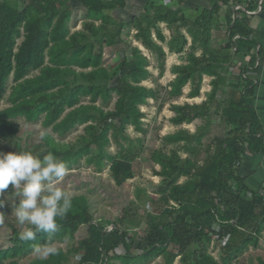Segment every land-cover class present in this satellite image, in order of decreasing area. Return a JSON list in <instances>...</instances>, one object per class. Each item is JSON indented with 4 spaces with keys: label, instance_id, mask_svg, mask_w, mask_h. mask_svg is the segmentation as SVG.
Listing matches in <instances>:
<instances>
[{
    "label": "trees",
    "instance_id": "16d2710c",
    "mask_svg": "<svg viewBox=\"0 0 264 264\" xmlns=\"http://www.w3.org/2000/svg\"><path fill=\"white\" fill-rule=\"evenodd\" d=\"M157 1L145 0L134 11L129 0H0V102L8 89L10 102L0 109V140L19 131L18 116L29 122L40 120L59 136L85 124L84 133L74 142L56 141L44 132L46 149L34 153L41 159L54 154L70 169L85 157L97 172L107 167L117 186L133 176L132 163L143 154V146L142 139L132 138L128 128L146 132L140 106L159 99L160 91L143 84L152 76L150 61L134 44L121 51L117 61L105 64L104 48L123 43L126 27L136 30L134 39L154 56L159 76L167 58L161 43L169 52L185 53L184 63L171 66L176 76L166 90L169 98L179 97L187 83L191 86L188 96L196 97L203 75L213 77L205 101L170 105L174 125L196 119L203 122L193 132L179 128L163 136L164 146H171L169 151L163 147L150 151V161L160 166L154 170L161 177L153 189L157 200L142 189L137 196L159 210L146 211L144 236L136 239L128 228H121L126 222L123 218L111 229L101 226L90 212L87 195L78 194L73 195L67 214L57 219L55 232H39L35 239L22 241L19 234L30 225L24 229L10 224L9 245L0 249V264H21L20 258L35 248L72 241L84 225L87 235L77 244L66 249L58 246L55 253L34 258L30 264H148L160 256L161 264H173L177 257L180 264H245L240 256L260 245L264 178L256 187L249 183V176L240 173L239 166L246 154L264 152L263 127L253 101L257 61L264 50L249 15L234 10L242 0H206L207 5L191 9L193 15L187 13L189 0H179L174 8ZM219 2L227 7L224 48L237 47L234 56L212 46V30L221 24ZM256 6L248 5V9ZM75 10L82 26L72 30ZM160 23L170 31L168 39ZM183 30L191 37L188 48ZM198 48L201 51L196 55ZM234 57L243 66L232 75L228 68ZM227 85L231 92L223 88ZM219 92L228 97L217 98ZM219 111L226 135L210 140L200 153L202 159L197 160L195 155ZM111 142L119 147L115 154L108 150ZM180 151L186 155L182 157ZM5 192L16 196L11 184ZM3 198V207L15 208L17 201L11 204ZM217 243L219 259L209 250ZM76 254L78 260L72 263ZM256 264H264V259L258 257Z\"/></svg>",
    "mask_w": 264,
    "mask_h": 264
},
{
    "label": "rangeland",
    "instance_id": "374dc122",
    "mask_svg": "<svg viewBox=\"0 0 264 264\" xmlns=\"http://www.w3.org/2000/svg\"><path fill=\"white\" fill-rule=\"evenodd\" d=\"M11 3H14V0H8ZM154 1V0H153ZM157 1V0H155ZM157 2H162L158 0ZM174 8V7H173ZM187 13L193 14L194 12L191 9L187 10ZM223 12L221 11V16L223 17ZM255 14L252 16L251 22L253 24L259 23V29L261 30V36H258V40L261 41V44L264 46V12H261L259 15ZM258 15V16H257ZM76 16V22L75 17ZM74 16L72 23L75 22V25L71 27L72 30L80 29L81 16L77 11H74ZM163 31L168 35L169 31L166 28L164 23H160ZM263 28V29H262ZM124 37L125 41L116 46L104 48V59L105 64H112L118 60L120 57L121 51L127 50L129 44L136 43L132 40L134 31L126 27L124 28ZM214 36L220 42L226 40V26H222L218 30H214ZM218 41V42H219ZM131 42V43H129ZM145 55L149 58L152 76L147 80L143 81V84L149 87H157L160 91V98L157 100L149 99L146 105L140 106L141 110L145 113L144 118V127L146 128L145 133H139L135 131L131 126L128 128V133L132 138L140 137L142 139L143 154L136 158L133 161V176L126 180L124 184L117 186L114 184V181L110 175L108 168H104L101 172H97L92 165H88L85 162V157H81L79 163L74 164L70 167L68 175L64 178L63 183L60 185L66 191L73 193V195L85 194L89 198L90 202V212L96 219H99V224L103 227H113V223H118L119 218H123L126 222L124 225H121V228H128V231L131 236L136 239L145 235L147 230V225L145 222L146 211H157L155 205H153L149 200L147 201L144 198H139L137 196L138 189L145 190L153 200H157V195L154 194V188L161 180V177L155 174L154 170H159V164L153 165L149 159L150 151L154 148H164L167 152L171 146H164L163 136L169 133H173L179 128H187L190 132H193L196 129V126L200 125L203 121L197 119L189 124L174 125L171 122V117L174 116V112L171 110L170 105L173 103L183 104V103H200L207 98L208 87L203 84L201 88V95L198 98H187L185 96L169 98L167 91L170 89L169 82L174 78L173 74L168 73L169 67L172 65L178 64L181 60L174 55L168 56L166 58V74L164 76H159V69H157V62L155 61L154 56H152L146 49ZM260 68L264 69V56L260 58ZM263 66V69H262ZM153 68V69H152ZM237 71V70H236ZM36 71L32 72L29 76H32ZM12 83L9 80L8 84ZM207 83V82H205ZM264 84V82H263ZM262 85V80H260L257 88L256 94L259 92ZM227 92H231L232 88L230 86L223 87ZM167 90V91H166ZM189 86L185 87V91L189 92ZM9 89L4 95V98L0 102V109H3L10 105L8 99ZM188 96V95H187ZM228 94H221L220 92L217 95V98L223 99L227 98ZM264 107L263 112L259 110V115L262 118V126L264 127ZM221 111L215 116V121L210 125L206 137L203 139V145L201 146L198 153H196L195 158L201 160L200 153L205 149L210 140L214 137H224L226 135V127L223 123H220L219 116ZM16 121L19 123V131L7 138L0 140V152H18V151H31L32 153L40 152L45 150L46 146L44 145L41 135L46 132L55 138L56 141L60 142H74L78 136L84 133V125L79 124L76 128L72 129L64 136H59L54 132L51 126L44 127L41 124V121L29 122L24 119L23 116L16 117ZM212 147V145H211ZM119 147L114 142H111L108 146L109 152L115 154L118 151ZM180 155L183 157L186 154L183 151H180ZM246 156H252L251 164L253 170L247 174L248 181L254 186H258L257 183L261 182L264 178V152L258 154H247ZM40 158V157H39ZM244 158V157H243ZM248 157H245V161ZM255 162V163H254ZM245 167L241 166V173H244ZM246 175V174H244ZM5 198L14 204L17 201V197L13 196L9 192H4ZM161 205L160 203H158ZM15 207V206H14ZM15 224L17 227L21 225L17 222L15 211L12 206L0 208V249H4L9 245L8 239L11 233L10 224ZM27 224V223H26ZM23 228L25 229V225ZM87 235L86 225L81 226L79 231L76 233L72 241H55L52 245L42 246L40 248H35L27 256L20 258L21 264H30L31 260L37 257H47L44 256L43 249L51 246L57 248L58 246L67 248L70 244H77V242ZM218 244H214L209 248L211 254L217 259H219V247ZM36 249H41V251H36ZM120 251L121 248H119ZM134 250V249H133ZM261 257L264 259V232L260 241V245L257 248L250 247L240 256L239 260L245 264H249L251 261L256 264L257 258ZM78 254L72 256V263L77 262ZM163 262L162 256L155 258L148 264H161ZM141 264V263H140ZM173 264H180L179 258L177 257Z\"/></svg>",
    "mask_w": 264,
    "mask_h": 264
},
{
    "label": "clouds",
    "instance_id": "9594fccd",
    "mask_svg": "<svg viewBox=\"0 0 264 264\" xmlns=\"http://www.w3.org/2000/svg\"><path fill=\"white\" fill-rule=\"evenodd\" d=\"M68 172L69 166L51 153L41 159L31 151L0 152V208L6 204L4 192L11 184L17 196V222L30 225L20 232V240L29 241L39 232L56 231L57 219L72 207L73 193L60 186ZM55 251L51 246L43 249L44 256Z\"/></svg>",
    "mask_w": 264,
    "mask_h": 264
},
{
    "label": "crops",
    "instance_id": "0c3cea01",
    "mask_svg": "<svg viewBox=\"0 0 264 264\" xmlns=\"http://www.w3.org/2000/svg\"><path fill=\"white\" fill-rule=\"evenodd\" d=\"M144 1L145 0H129V8H133V10L135 11V9H141L142 8V6H143V3H144ZM188 1V0H187ZM162 3H164V4H168V5H172V7H177V6H179V0H162ZM189 5H188V7L190 8V9H195V8H197V10L199 9V7L201 6V5H207L208 4V2L206 1V0H189L188 2H187ZM255 3H257V0H242L241 1V3H240V5H242L243 7H246L247 9H248V5H253V4H255ZM219 4L221 5V11L223 12V10H224V12L226 11V9H227V7H226V5H224L222 2H219ZM263 6H264V2H263V4H262V8H263ZM250 10V9H249ZM221 11H220V17H219V21L221 22V24H220V26L217 28V29H215L216 28V26L214 27V29L212 30V46L213 47H216V48H222V50H223V52L224 53H231V55H233L234 56V54H235V52H236V50H237V47H234V48H236L234 51L232 50V47H231V51L230 50H228V48H224V46H225V44H226V41H227V35H226V40L224 41V42H220L218 39H217V37H215L214 36V34H213V32H214V30H218L221 26H222V24H225V26H226V29H227V22H226V20H225V13H223V17L221 16ZM252 11H256L255 13H253V14H250L249 15V19H248V21H249V23H250V26H251V28H253V30H254V33L257 35V36H261V30L259 29V23H261V21H258L257 22V24H253L252 22H251V20H252V16L253 15H255V14H258V13H260L261 14V12H264V10H260V11H258V5L256 6V9H253ZM259 14V15H260ZM193 15V14H192ZM195 15V14H194ZM245 15H247V14H245ZM241 16H243V15H241ZM258 16V15H257ZM234 17V16H233ZM165 24V23H164ZM263 29V28H262ZM131 30V32L132 31H134V34H135V32H136V30L134 29V28H131L130 29ZM169 31V30H168ZM184 32H185V30H183ZM164 32V31H163ZM169 34L167 35L165 32H164V34L166 35V38L168 39L169 38V35H170V31L168 32ZM133 34V35H134ZM153 34V36H154V32L152 33ZM185 34H186V36H187V39H188V45H187V48H188V46L191 44V37L190 36H188V34L185 32ZM155 37V36H154ZM132 40L134 41V43H136L137 44V46L142 50V52L143 51H146V49L143 47V45L139 42V41H137L136 39H134V37H132ZM219 41V42H218ZM233 41V40H232ZM157 42H159V41H157ZM159 43H161V42H159ZM162 44V46H163V48H164V50H165V52L167 53V57L168 56H170V54L171 55H174L175 57H177V58H179L180 60H181V62H179L178 64H181V63H184L185 62V59H184V57H182L185 53L183 52V53H174V52H169L168 51V48H167V46H166V44L165 43H161ZM259 45H261L262 46V48H263V50H264V46L261 44V41H259ZM186 48V49H187ZM200 51H201V49L200 48H198L197 49V51H196V55H199L200 54ZM144 54H145V52H143ZM233 53V54H232ZM262 56H264V53L261 55V57ZM261 57H259V60H260V58ZM245 60H246V57H245ZM258 60V64H257V66H258V78H257V84H256V86H255V89H254V94H253V101H254V106H255V108H256V112H257V115L259 116V119H260V121L262 122V118L260 117V115H259V110H261L262 112H263V107H264V84H263V82H264V69H263V66H262V69L263 70H261V68H260V61ZM243 66V62L241 61V60H239L237 57H234V59H233V62L230 64V66H229V73L230 74H232V75H235V74H237L238 72H239V70H240V68ZM167 67V66H166ZM166 67H165V71H164V73L161 75V76H164L165 74H166ZM153 69V68H152ZM158 69V68H157ZM150 71H151V69H149ZM237 70V71H236ZM168 73L169 74H171L172 73V71H171V67H169V69H168ZM173 74V77L175 78V74L174 73H172ZM174 78H171V79H174ZM212 76H208V75H203V80H202V84H201V87H200V93H199V95L198 96H196V97H189V96H187L188 95V92H186L185 91V87L186 86H189V90L188 91H190V83H187L184 87H183V89H182V94L179 96V97H181V96H185V97H187V98H190V99H194V98H198L200 95H201V88H202V86H203V84H205L209 89H208V91H207V93L206 94H208V92H210V90H211V88H212V85H211V80H212ZM260 80H262V85H263V88H262V86L260 87V90H259V92L256 94V92H257V88H258V84H259V82H260ZM172 81V80H171ZM170 81V82H171ZM169 82V83H170ZM205 82H207V83H205ZM169 85V84H168ZM232 91V90H231ZM178 98V97H177ZM207 99V98H206ZM205 99V100H206ZM205 100H203V101H205ZM202 101V102H203ZM196 103V102H195ZM201 103V102H200ZM264 114V113H263ZM264 116V115H263ZM197 120V119H196ZM195 121V120H194ZM263 127V126H262ZM263 134H264V127H263ZM247 155V154H246ZM244 156V158H243V160H242V162H241V164H240V166H239V171H241V166H244L245 167V170H244V173H241L242 175H244V174H249L248 172H251L254 168H253V166H252V164H251V162H253L252 161V156ZM250 155V154H249ZM245 157H248L247 158V160L245 161ZM255 163V162H254ZM248 176V175H247ZM260 183L261 182H259V183H257L258 184V186L260 185Z\"/></svg>",
    "mask_w": 264,
    "mask_h": 264
},
{
    "label": "built area",
    "instance_id": "2783aa9c",
    "mask_svg": "<svg viewBox=\"0 0 264 264\" xmlns=\"http://www.w3.org/2000/svg\"><path fill=\"white\" fill-rule=\"evenodd\" d=\"M264 0H257V5H258V11H260L262 9V4H263ZM234 10H241L243 13L247 14V15H250V14H253L255 13L256 11H252V10H249L247 9L246 7H243L242 5L240 4H237L234 6ZM241 13V14H243ZM234 17H236V15H234ZM238 36L235 35L233 36L232 40L234 41ZM236 48L232 47V50L234 51ZM250 56H246V60H249ZM257 64H258V61H257ZM110 229V228H109ZM225 242V241H224ZM121 248V247H120ZM122 249V248H121ZM118 252H120V249L117 248ZM110 254H113V252H110Z\"/></svg>",
    "mask_w": 264,
    "mask_h": 264
}]
</instances>
